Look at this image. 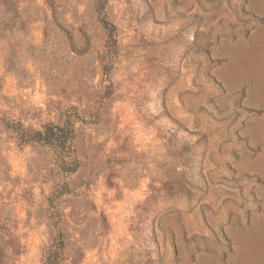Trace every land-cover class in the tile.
Segmentation results:
<instances>
[{
  "label": "rangeland",
  "instance_id": "374dc122",
  "mask_svg": "<svg viewBox=\"0 0 264 264\" xmlns=\"http://www.w3.org/2000/svg\"><path fill=\"white\" fill-rule=\"evenodd\" d=\"M141 63L135 106L125 107L167 144L137 127L147 149L138 155L117 142L109 109L134 87L114 95L123 66ZM47 126L71 142L23 144ZM5 138L16 142L10 162L25 168L16 179L0 172V243L14 251L17 208L41 221L42 264H79L99 242L103 212L114 242L131 223L127 264H264V0H0V145ZM146 164L163 179L182 171L169 192L187 199L162 193L131 222L147 179L116 207L100 193Z\"/></svg>",
  "mask_w": 264,
  "mask_h": 264
},
{
  "label": "clouds",
  "instance_id": "9594fccd",
  "mask_svg": "<svg viewBox=\"0 0 264 264\" xmlns=\"http://www.w3.org/2000/svg\"><path fill=\"white\" fill-rule=\"evenodd\" d=\"M116 5L119 4H110L112 8ZM114 39L116 38L114 37ZM140 60L143 61L142 57ZM145 71L146 69H144L143 63L139 64L135 70L133 69V65L130 68L127 64L123 66L122 78L117 80L118 82H121V86L117 89V93H114V95L122 93L120 89L125 85V83L128 85H134V87H127L126 90L131 89L127 92V95L122 99H115L109 109L114 116H118L116 132L120 136V140L117 142L123 143L126 139L130 150L138 155L146 154L147 149L141 148L140 144L134 139L133 134L137 127H142L150 132L152 142H156L163 147L167 144V139L160 137L157 130L147 121L142 119L140 112L135 110L133 112H128L125 107L128 104L135 106V99L139 91L137 85L143 82ZM130 75L134 77V83H129ZM24 127L27 128L28 125H24ZM10 141L14 140L5 138L3 145H0V172L6 170L9 178L16 179L17 177H21L25 168L14 165L10 162L8 154L12 152L14 146L16 147V142L14 145L13 143H10ZM148 147H150V143ZM181 174L182 171L172 169L164 174L167 178L163 179L152 175L150 168L146 164V167H144V171L142 172H135L127 177H114L112 186L109 187L105 184L106 190L102 191L100 195L104 204L116 207L118 203L124 202L132 191L139 188L142 180L147 179V195H145L144 199L138 202L132 209V214L129 217V220L132 222L131 218H134L138 211L142 209L144 204L149 202L152 198H156L159 201L162 193H166L167 196L171 195L172 198L180 193H183L174 187L171 189V193L169 192V186L171 185L173 178H178ZM10 185L12 184L8 181H4L3 187L11 189V187H9ZM183 194L187 199V195L185 193ZM204 203L208 202L204 201ZM171 209L173 210V215L178 214L180 217H184L185 213L183 211L175 208ZM186 211L188 212V207ZM28 213L29 211L20 208H17L14 211L17 225L15 229L10 230L13 235L18 238L16 246L17 250L14 251L13 245L11 244L0 243V264H42L41 244L42 241L46 240L42 239L43 235H41V232L38 231L41 221L37 220L36 223L33 224ZM25 220H28L30 227H26L24 225L23 222ZM99 220L103 228V231H101L103 234H101V232L97 233V239L99 242L96 245L82 249L83 256L79 264H127L129 252L126 250L129 249L130 245H134L133 235L130 231L131 223L129 224L127 230L128 234L119 237L114 242L111 223L105 218L103 212H101ZM8 239V236L4 237L5 241ZM101 252H103L104 255H101Z\"/></svg>",
  "mask_w": 264,
  "mask_h": 264
},
{
  "label": "trees",
  "instance_id": "16d2710c",
  "mask_svg": "<svg viewBox=\"0 0 264 264\" xmlns=\"http://www.w3.org/2000/svg\"><path fill=\"white\" fill-rule=\"evenodd\" d=\"M23 144L28 143L31 140L38 141L45 146L53 148H64L65 144L71 142L66 131L58 127L47 126L42 131H29L26 135H21ZM61 170L65 174H72L73 169H70L68 166H61Z\"/></svg>",
  "mask_w": 264,
  "mask_h": 264
}]
</instances>
